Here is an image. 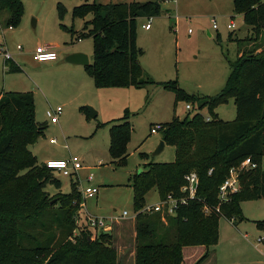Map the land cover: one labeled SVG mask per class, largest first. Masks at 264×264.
<instances>
[{"label": "trees", "instance_id": "obj_1", "mask_svg": "<svg viewBox=\"0 0 264 264\" xmlns=\"http://www.w3.org/2000/svg\"><path fill=\"white\" fill-rule=\"evenodd\" d=\"M233 4L253 33L262 35L264 1L233 0ZM56 8L63 21L67 8L61 2ZM23 11L20 0H0V13L8 14V29L20 24ZM160 13V4L152 2L83 4L74 9L76 18L93 16L85 26L94 42L93 62L86 70L98 89L156 84L140 62L143 52L138 46L137 22L141 15ZM61 27L68 30L63 24ZM230 68L226 85L213 96L188 95L176 82L163 83L174 91L176 104L185 100L196 107L199 103L201 112L161 124L162 139L175 148V160L151 162L134 176V211L147 205L152 190L160 199L180 197L185 177L192 172L197 173L199 185L196 198L167 218L168 228H162L159 213L137 215L135 264L204 263L210 247L218 243L219 220L243 219L242 202L264 199V51L245 58L238 55ZM9 70L21 68L13 64ZM230 98L238 113L233 122L221 120L214 111ZM204 108L209 116L203 114ZM44 128L36 121L31 93H0V264H119L111 232L90 230L86 217L81 216L82 195L76 184L69 194L46 191L48 183L58 189L61 183L29 150ZM132 131L128 115L114 121L110 130L113 158L125 155ZM247 158L256 168L243 171L241 190L221 203L220 187L230 169ZM22 169L28 174L22 175ZM205 207L210 209L208 214Z\"/></svg>", "mask_w": 264, "mask_h": 264}, {"label": "rangeland", "instance_id": "obj_2", "mask_svg": "<svg viewBox=\"0 0 264 264\" xmlns=\"http://www.w3.org/2000/svg\"><path fill=\"white\" fill-rule=\"evenodd\" d=\"M23 15L17 27L8 29L0 13L1 45L13 55L6 64L0 58V93H31L35 103L36 121L45 126L29 150L39 165L49 160L81 159L83 168L64 176L53 172L60 181L46 185L52 195L69 194L73 183L81 192V216L128 218L112 223L111 235L117 252V263L133 264L137 240L132 179L149 163H172L175 148L165 145L162 153L154 155L163 132L151 134L157 124L170 123L174 117L193 116L198 109L188 111V101L175 103V93L163 83L176 82L188 95L213 96L226 85L231 74L230 63L237 55L264 51V33L257 36L235 11L233 0H20ZM264 1V0H262ZM63 3L67 14L59 20L57 3ZM158 3L159 15H141L137 22L138 46L143 54L140 62L156 84L142 88L108 87L98 89L85 66L65 62L68 54L78 51L93 62L94 42L85 28L92 15L76 18L73 11L83 4ZM213 20L217 28H213ZM233 21L234 29L228 26ZM150 23L151 29L143 25ZM65 25L68 30L62 29ZM82 38L78 41V38ZM21 46V50L17 47ZM40 46H51L59 56L56 62L38 63L33 56ZM240 52V54H238ZM21 68L11 72L12 65ZM62 108L59 123L53 125L48 112ZM92 108L96 117H92ZM198 109V110H197ZM87 110L89 114H87ZM223 121L238 118L235 100L215 108ZM209 116L207 109L202 111ZM128 115L133 131L125 155L113 158L110 153V130L115 120ZM55 139L56 144L50 140ZM264 170V161H263ZM22 175L28 174L22 169ZM92 176V179L88 178ZM95 190L94 197H85L86 188ZM147 205L159 202L152 190ZM243 219L219 220V239L210 247L206 264H264V199L241 203ZM108 222V221H107ZM168 228V220H162ZM84 223V221H83ZM82 224V222H81ZM91 230V229H90ZM171 233V232H170Z\"/></svg>", "mask_w": 264, "mask_h": 264}, {"label": "built area", "instance_id": "obj_3", "mask_svg": "<svg viewBox=\"0 0 264 264\" xmlns=\"http://www.w3.org/2000/svg\"><path fill=\"white\" fill-rule=\"evenodd\" d=\"M235 23L231 21L228 28L234 29ZM145 30H149L151 28V24L147 23L143 26ZM213 28H217L216 21L213 20ZM81 41V40H79ZM18 50H21V46L17 47ZM0 58L8 64L9 62L13 61V55L9 53V51L1 45L0 49ZM34 60L38 63H47V62H54L57 61L59 56L58 53L51 47V46H40L36 49L34 56ZM186 109L188 111L193 110V107L188 104L186 105ZM62 112V108L58 107L57 110L53 112H48L47 116L50 120L51 124H58L59 123V116ZM206 121H211L209 117H206ZM161 124H157L154 128L151 129L152 134L158 133L162 129ZM56 140H50L51 144H56ZM48 169L52 170L53 172L57 171L62 173L64 176L72 175V172H78L83 168L81 159L77 156H72L70 161L67 160H49L44 164ZM256 164L250 158L245 159L239 166H235L230 169L229 176L225 180V182L221 185L219 191V199L221 203L229 201V195L237 193L241 190L240 185V174L245 170H250L256 168ZM212 170H210V174ZM89 180L92 179V176L88 178ZM186 186L181 189V196L174 197L173 195L167 196L165 199H159V202L154 203L152 205H146L143 209L139 211H134V217L136 218L139 213H148V214H156L159 213L162 217V220H165L171 216H175L177 209L180 206H185L189 203L190 200L196 198L197 189L199 185V177L197 173L192 172L185 177ZM85 197H94L95 190L88 187L84 191ZM83 206V204H82ZM205 213H209L210 209L208 207L204 208ZM216 212H220L218 208ZM129 213L124 211L120 218L111 217L110 219H105L102 217H92L86 214V220L88 223V227L91 230L101 229L105 232H110L113 228L112 223H118L120 219L128 218ZM108 221V222H107Z\"/></svg>", "mask_w": 264, "mask_h": 264}, {"label": "water", "instance_id": "obj_4", "mask_svg": "<svg viewBox=\"0 0 264 264\" xmlns=\"http://www.w3.org/2000/svg\"><path fill=\"white\" fill-rule=\"evenodd\" d=\"M65 62L73 64V65H81V66H85V67L90 65L89 57L83 53H80V52H74V53L68 54L65 58ZM88 109H89L92 117H96L97 113L92 108H88ZM165 145L166 144H165L164 140H161L160 146L158 147V149L156 150L154 155H159L160 153H162L164 148H165Z\"/></svg>", "mask_w": 264, "mask_h": 264}, {"label": "crops", "instance_id": "obj_5", "mask_svg": "<svg viewBox=\"0 0 264 264\" xmlns=\"http://www.w3.org/2000/svg\"><path fill=\"white\" fill-rule=\"evenodd\" d=\"M144 26V25H143ZM151 29V28H150ZM149 29V30H150ZM73 52H78V51H73ZM238 54H240V52H238ZM238 56V55H237ZM59 59V58H58ZM54 62H56V61H54ZM86 68V67H85ZM144 69V68H143ZM146 72V71H145ZM3 93V92H2ZM97 116V115H96ZM53 125H56V124H53ZM152 134V133H151ZM148 196V195H147ZM160 199V198H159ZM210 256V255H209ZM211 257V256H210ZM133 264H135V258H134V261H133ZM202 264H206V261L204 262V263H202Z\"/></svg>", "mask_w": 264, "mask_h": 264}]
</instances>
